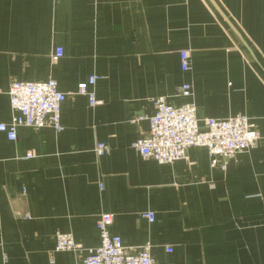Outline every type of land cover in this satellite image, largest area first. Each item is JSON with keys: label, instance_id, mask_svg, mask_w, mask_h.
<instances>
[{"label": "crops", "instance_id": "1", "mask_svg": "<svg viewBox=\"0 0 264 264\" xmlns=\"http://www.w3.org/2000/svg\"><path fill=\"white\" fill-rule=\"evenodd\" d=\"M92 76L95 107L77 94ZM48 80L67 96L62 131H0V264H79L105 213L127 253L150 245L159 264H264V0H0V124L13 82ZM160 97L201 121L245 115L260 140L226 171L203 147L145 159L133 145ZM58 232L77 249L56 251Z\"/></svg>", "mask_w": 264, "mask_h": 264}, {"label": "built area", "instance_id": "2", "mask_svg": "<svg viewBox=\"0 0 264 264\" xmlns=\"http://www.w3.org/2000/svg\"><path fill=\"white\" fill-rule=\"evenodd\" d=\"M62 56L59 49L53 60ZM189 53L181 52L183 71L190 68ZM97 77L92 76L78 85L77 94L86 96L89 105L95 107L101 103L93 91ZM180 96L191 97L192 87L183 85ZM12 121L9 125L0 124V131L5 132L11 141L17 139L18 127L41 129L53 127L61 132V106L67 96L58 88L55 80L45 82H13L9 89ZM155 114L149 119L150 130L146 137L137 140L133 148L145 159H152L160 164H172L186 158L193 147H203L208 151L212 168L219 167L226 171L230 161L238 154L253 149L260 140L255 124L245 115L228 119L198 118L197 107L193 103L171 106L164 97L155 99ZM109 148L99 143L95 149L97 155L108 152ZM143 218L153 222V213H145ZM114 217L105 213L99 217L97 228L100 245L89 249L88 254L79 264H159L152 256L150 245L137 253H127L122 239L111 232ZM56 251H75L77 244L68 233L56 234Z\"/></svg>", "mask_w": 264, "mask_h": 264}]
</instances>
